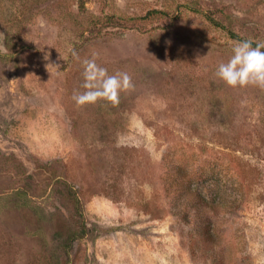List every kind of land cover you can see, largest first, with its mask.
Returning a JSON list of instances; mask_svg holds the SVG:
<instances>
[{
  "label": "rangeland",
  "instance_id": "obj_1",
  "mask_svg": "<svg viewBox=\"0 0 264 264\" xmlns=\"http://www.w3.org/2000/svg\"><path fill=\"white\" fill-rule=\"evenodd\" d=\"M228 30L264 42V0H0V264H264V87L216 75ZM91 58L131 76L118 104L73 99ZM169 151L229 202L220 262L172 212Z\"/></svg>",
  "mask_w": 264,
  "mask_h": 264
},
{
  "label": "trees",
  "instance_id": "obj_2",
  "mask_svg": "<svg viewBox=\"0 0 264 264\" xmlns=\"http://www.w3.org/2000/svg\"><path fill=\"white\" fill-rule=\"evenodd\" d=\"M162 15H164L162 11L150 10L139 19H151ZM105 19L108 24L115 25L118 17L108 15L105 16ZM129 20L133 21L136 18L131 17ZM207 20L217 27H222L218 21L211 17H207ZM227 32L233 40L245 39L231 30ZM169 155H171L170 151L162 159V167L165 170L162 181L165 191L171 197L172 212L184 224L194 228V234L189 236L190 243L192 240H196L197 243L200 241L206 244L207 246L203 247L201 251L206 253L215 251L214 259L216 262H220L225 249L222 243L218 242L219 237L214 232L216 220L209 214H222L221 212L229 206V202L220 194L219 188L213 189V193H204L200 189L201 177L208 176V173L200 165L189 166L179 161H167Z\"/></svg>",
  "mask_w": 264,
  "mask_h": 264
},
{
  "label": "clouds",
  "instance_id": "obj_3",
  "mask_svg": "<svg viewBox=\"0 0 264 264\" xmlns=\"http://www.w3.org/2000/svg\"><path fill=\"white\" fill-rule=\"evenodd\" d=\"M73 55L77 54L74 52ZM82 63L85 90L73 93L78 106L95 104L101 100L116 105L121 92L134 87L126 71L110 74L95 58L84 59ZM54 67L59 69L58 65ZM216 75L234 88L249 84L264 87V42L254 44L251 38L235 41L231 57L219 64Z\"/></svg>",
  "mask_w": 264,
  "mask_h": 264
}]
</instances>
